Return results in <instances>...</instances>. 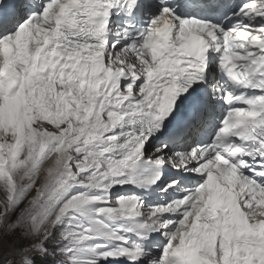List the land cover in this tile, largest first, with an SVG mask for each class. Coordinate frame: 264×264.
<instances>
[{
    "label": "snow or ice",
    "instance_id": "6c2138e0",
    "mask_svg": "<svg viewBox=\"0 0 264 264\" xmlns=\"http://www.w3.org/2000/svg\"><path fill=\"white\" fill-rule=\"evenodd\" d=\"M0 264H264V0H0Z\"/></svg>",
    "mask_w": 264,
    "mask_h": 264
}]
</instances>
